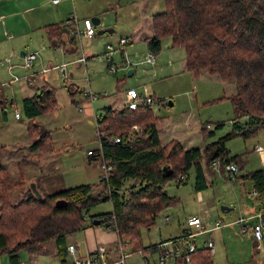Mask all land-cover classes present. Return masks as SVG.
I'll return each mask as SVG.
<instances>
[{"label":"rangeland","instance_id":"obj_1","mask_svg":"<svg viewBox=\"0 0 264 264\" xmlns=\"http://www.w3.org/2000/svg\"><path fill=\"white\" fill-rule=\"evenodd\" d=\"M162 2V0H73L72 3L71 0H66L64 13H57L58 6L53 5L51 0H12L10 8L8 4L4 9L0 7V10L5 12L4 16L10 15L9 19L8 17L6 19L9 26L5 35H10L11 39L0 36V39L5 41L0 46L2 94L8 101L14 102V105H6L4 117L0 111V145H6L9 149L5 158L9 164L12 165L28 151V148H23L26 147L23 142L32 141L33 138L27 129L28 120L22 110L20 83L11 81L12 75L23 79L37 69L39 71L44 67L49 69L50 66L62 63L67 64L69 83H63L58 72L49 69L45 77L49 81L48 88L55 91L57 107L36 119L43 129L52 132L55 162L49 173L54 177L53 189L58 185L71 187L79 184L93 185L98 182L100 159L90 160L87 156V150L99 148L95 121L105 107L122 109L126 89L145 90L154 97L151 106L159 118L156 128L161 143L176 139L186 148L201 149L231 132L235 116L230 101L227 99L213 103L212 101L235 93L233 81H222L218 76L206 72L199 75L188 72L183 50L172 48L170 37L161 40V50L155 55L154 65L140 63L150 52L144 38L152 35L151 16L164 10ZM72 16L78 18L79 27L84 18H98L100 23L95 26V36L92 39L81 38L77 43V51L70 54L65 53L63 47L50 46L43 27L51 23L65 22ZM104 29H112V32L97 34L98 30ZM121 38L130 40V43L124 45L122 52L119 50ZM42 44L44 50L40 51V58L36 60L34 68L28 70L21 68L20 51L33 52ZM108 45H112L114 49L110 62L106 53ZM81 49L87 60L85 65L78 66L73 61L80 55ZM11 52L14 56L7 62L5 59ZM125 60L131 64H125ZM9 64L14 65L11 73L8 71ZM128 70L132 72L128 74ZM85 92H90L97 98L91 102L89 96H85ZM168 101L172 102L171 106H168ZM16 113L20 118L15 117ZM239 121L242 122L243 118ZM207 124L204 134L201 127ZM256 144H264V128L247 137L235 135L225 142L226 156L236 157L238 161L235 180H232V175L225 171L214 169L208 171L203 162L207 183L205 190L196 192L193 188V169L189 171L184 183L169 181L165 189L168 195L178 198V203L163 209L153 227L140 229V243L147 249L130 255L128 253H131V249L121 243L127 253L125 264H144V257L148 258L150 264H156L157 252L148 246L158 244L160 239L179 235L190 215H202L206 229L212 227L216 221L229 226L214 232L218 245L216 254L212 256L216 262L225 263V258L232 256L234 251L240 252L241 248L250 251L253 242L257 243L253 239L246 240L235 220L248 217L250 208L255 205L248 197L252 190L251 182L242 178V175L264 168V150H254ZM41 163L42 166L36 168V171L46 170L51 166L45 159L41 160ZM31 184L33 183H30V186ZM126 184L128 186L130 183ZM99 192H103L101 186L94 187L91 193ZM199 195L201 200L198 199ZM220 206L232 209L222 212ZM110 210L109 201L99 202L88 209L85 222L90 223L92 216ZM166 216L171 220L164 223L163 218ZM98 219L100 221V218ZM99 228L105 233L115 235L113 243L108 247L116 251L119 242L117 234L102 226ZM82 235L83 231L80 230L67 235L65 239L77 240L83 246ZM209 235L211 234L201 235L195 240L202 245ZM241 245L250 247H240ZM56 248L55 242L51 240L39 245L32 252L23 249L19 252L20 263L60 264ZM84 249L85 247H80V252ZM246 258L247 256L244 257ZM253 261L264 264V259L259 260L255 257ZM0 262L9 264L8 256L0 255ZM166 264H170V261Z\"/></svg>","mask_w":264,"mask_h":264},{"label":"trees","instance_id":"obj_2","mask_svg":"<svg viewBox=\"0 0 264 264\" xmlns=\"http://www.w3.org/2000/svg\"><path fill=\"white\" fill-rule=\"evenodd\" d=\"M162 1L164 10L151 16L152 35L144 38L148 50L158 54L161 40L170 37L171 47L183 50L188 72L194 75L206 72L222 81H233L235 93L212 101H230L235 116L231 132L201 149L186 148L176 139L161 143L156 128L159 118L151 105L136 109L108 106L96 118L101 156L87 155L90 160L102 159L111 166L108 178H99L93 185L79 184L48 192L39 178L35 180L41 172L30 176L27 167L55 153L52 132L43 129L36 119L56 109L57 100L54 89L47 85L36 88L32 96L21 100L27 129L33 136L28 146L31 153L22 154L11 165L4 158L6 146L0 145V255L6 254L9 264H20L21 250L32 252L51 240L63 264L68 246L66 236L82 230L88 209L103 201L111 203L110 212L92 216L90 226L108 228L109 222L114 221L118 241L131 249L128 254L147 249L140 243V229L153 227L163 209L178 203V198L168 195L166 184L184 183L193 169V188L196 192L205 190L203 162L209 171L213 170L212 160L219 159L221 172L224 164H237L236 157L226 156L225 142L235 135L247 137L264 128V0ZM43 28L50 46L63 47L70 54L77 51V38L68 25L51 23ZM7 104L13 101L4 97L0 84L3 117ZM241 118L244 121L240 122ZM133 125L137 130L132 129ZM207 125L201 127L204 134ZM245 127L253 130L243 132ZM115 137L118 142L113 141ZM181 175L183 179H179ZM242 178L249 180L262 197L253 203L259 209L264 207V168L247 172ZM99 186L103 192L91 193ZM58 199L65 200L66 206L56 207ZM95 218H100L98 225L92 223ZM190 232L189 229L181 233L183 236ZM148 248L156 250V245ZM173 264L215 262L206 247L196 245L189 263L179 256Z\"/></svg>","mask_w":264,"mask_h":264},{"label":"built area","instance_id":"obj_3","mask_svg":"<svg viewBox=\"0 0 264 264\" xmlns=\"http://www.w3.org/2000/svg\"><path fill=\"white\" fill-rule=\"evenodd\" d=\"M59 1L60 0H51V3L56 4ZM63 23L64 25H68L72 33L75 34L76 38L78 39L77 42L80 41L81 38L92 39L95 36V26L92 23L91 19L88 18L82 19L80 22L81 24L80 27H79V20L78 18H76V16L70 17L68 20H65V22ZM7 37L10 38V36ZM126 43H128L127 38L120 39L119 50L121 52L123 51L124 45H126ZM43 49H44V45H41L38 50L29 53H24L23 55H21V63L19 64V66L26 70L34 68V64L36 60L40 58V51H42ZM107 50H108L106 52L108 55L107 60L108 62H110L112 59L111 53L112 51H114L112 45H108ZM13 56L14 54L11 52L10 55L6 57L5 60L7 62H10ZM86 60H87V56L85 55L84 51L81 49L80 55L73 62L76 63L78 66H81V65H85ZM155 60H156V56L153 53L149 52L145 55L143 60L140 61V63L141 64L147 63L149 65H154ZM124 62L127 65L131 64L128 60H125ZM13 67H14L13 64H9L8 71L10 73ZM66 67H67L66 63H62L60 65H56L52 67V69L57 70L59 77L62 79L63 83L65 84L69 83L70 80ZM47 71H49V69L44 67L39 71V73H46ZM31 75L32 74H28L23 79H20L12 75L11 81L27 80L28 84H30L33 82V77ZM85 96L86 97L89 96V100L91 102L97 98L96 95L90 94V92H85ZM124 96H125V103L123 106L127 109H136L138 106L152 105V103L154 102V98L143 90L139 91L137 89H126L124 91ZM15 117L18 119L19 114L16 113ZM132 129L137 130V126L133 125ZM252 130H253L252 127H245L242 131L249 132ZM235 132L237 133L238 129H236ZM98 141H99V148L96 150H90V149L87 150V155L94 157L101 156V141L99 138ZM113 141L118 142L119 138L115 137ZM254 150L263 151L264 144L254 145ZM211 166L215 171H220L219 159L217 158L213 159L211 162ZM99 168H100L99 178L106 180L108 178V174L110 173L109 171L111 170V166L107 162L101 159ZM224 171L232 175V180L236 179L237 166L235 163L231 162L224 164ZM183 178H184L183 175L179 176V179H183ZM248 197L252 202L259 198L262 199V197L259 196L257 190H255L254 188H252ZM198 199L201 200L200 195ZM84 218H87V215H85ZM250 218H253V222L251 223L250 227H246L245 225H243L245 218H240L235 222L240 225V232L244 234V236L249 238L250 235H252L258 243H261L264 239V235H263L264 207L261 206V209H258L256 212H254V214L251 215ZM168 221H169L168 216L163 218L164 223ZM203 222H204V218L202 215L191 216L186 221V225L191 229L190 233H188L187 235H183L182 237L176 240L165 241V242L163 241L158 243L156 245V250L158 252L156 258V264H166L167 261L174 263L176 258L179 256H183L184 261L186 263H189L190 253L194 252V250L196 249V245L193 241V238L199 233H203L205 231H212L213 229H218L223 226V224H221L219 221H216L212 227H210L208 230H205ZM109 223L110 226L106 229L109 231H113L117 234V228L115 226L114 221H110ZM191 227H194L195 229H192ZM202 247H206L211 255L214 254V241L211 236L207 237L206 240H204V244L202 245ZM66 251L67 254L66 257L64 258L63 264H125V259L127 256V253L123 250V247L120 242H118V246L116 249V253H117L116 259L112 262L107 261L108 252L107 249L102 246L97 247L92 253L87 254L85 256H80L77 253L76 247L72 244L66 247ZM0 264H5V263L0 262ZM20 264H25V263H20Z\"/></svg>","mask_w":264,"mask_h":264},{"label":"crops","instance_id":"obj_4","mask_svg":"<svg viewBox=\"0 0 264 264\" xmlns=\"http://www.w3.org/2000/svg\"><path fill=\"white\" fill-rule=\"evenodd\" d=\"M65 1L66 0H64V1L63 0H60L58 3L53 4L55 6H58V8H56V12L57 13H64V8H65V3L64 2ZM67 1H69V0H67ZM71 1L73 3V0H71ZM11 2H12V0H0V7H3V9H4L5 6H6V4H8V8H10L11 7V5H10ZM29 9H31V8H29ZM4 13H5L4 10H0V36L2 38L4 36H6L7 39H11V36L10 35H5L6 34V29L9 26V23L6 22V19H7V17L9 19V16L10 15L6 17V16H4ZM7 36H10V38H8ZM3 42H5V41L3 39H0V46L3 44ZM20 53H19V55L21 56V55H23L24 52L23 51H20ZM40 66H42V65L40 64ZM52 67H54V65L53 66H50L49 69H51V71L57 72V70L52 69ZM38 71L39 70L37 69V70H35V71L32 72V75L31 76L33 77V82L30 83V84H28L27 80L13 81V82H19L20 83V92H21V95H22V99L23 98H26V97L32 96L34 94V91H35L36 88L41 87L43 85H47V86L49 85V81L45 77V75L47 74L48 71L46 73H38ZM143 91H145V90H143ZM146 93H148V92H146ZM149 95H151V94H149ZM9 101H11V100H9ZM13 105H14V102H13ZM19 118H20V115H19ZM243 121H244V119H243ZM23 143H25V146H26V147H23V148H28V146L30 145V141H27V142L25 141ZM7 150H9V149L6 148L5 151H7ZM27 152L31 153V151L29 149H28ZM54 156H55L54 154L53 155H50V156L46 155L45 160H48V163L51 164V166H48L46 168V170H39V171H36L35 170L36 168H40L42 166L43 163H41V161H39L36 165H29L27 167L28 175L30 174V176H31V174L33 172L35 174L38 173V172H41L39 174V177H37V176L35 177V180H36V178H39L38 180L42 183V185L46 188V190L47 191L49 190L48 192H50L52 190H56V189H60V188L66 187V186L58 185L57 188H54V189L52 188V186L55 184V182H53L54 177L52 175H50L49 171H50L52 165H54V162H55V159H54L55 157ZM6 157H7V155L4 158H6ZM16 161H14V162H16ZM98 178H99V175H98ZM258 209L259 208L257 207V204L253 205V207L250 208V210H249V214L250 215L248 217H244L245 218V221L243 222V225H245L246 227H250L251 223L253 222V218H250V216L253 215L254 212H256ZM191 216H194V215H190V216H188V218H190ZM240 218H243V217H240ZM240 218H238V219H240ZM238 219H236L235 221H237ZM170 220H171V218L169 217V221ZM250 220H251V222H249ZM235 224H237L240 227V225L238 223L235 222ZM228 227L227 226H224V224H223V226L220 227V228H218V229L228 228ZM189 229L190 228H188V226L186 225V226L183 227V229L181 230V232H184L185 230H189ZM204 229L205 230H208L209 228L206 229L205 228V224H204ZM218 229H213L212 231H205L203 233L197 234L193 238V241H194L195 245L202 246L204 244V241L202 242V245H201V244H198V241L195 240L199 236L211 234L212 236L211 235H209V236H211L212 239H213V241H214V254L213 255H215L216 252H217V245L218 244H217V241L214 238V232H216ZM82 231H83L82 241H84V245L83 246H81V244L77 240H71V241L70 240H67L66 241V245H70V244L74 245L76 247L77 253L80 256H85L87 254H90L97 247L102 246V247H105L107 249V252H108L107 261L108 262H112V261H114L116 259V256L115 255L117 253H116L115 249L108 247V245L112 244L113 241H114V239H115V235L113 233H109V232L108 233H105L104 231H102L99 228V226H90V223H86L85 224V227L82 229ZM190 231H191V229H190ZM178 236H182V233L179 234V235H177V236L170 237V238L160 239L158 242L171 241V240H173L172 238H175V237H178ZM112 237H113V239H112ZM251 239H253V241H255L257 244H254V242H253L252 249H250V251L248 249H244V248H241L240 249L241 250L240 252L234 251L235 253H233L232 256H228L227 258H225V263H223V264H259V263H256L255 261H253V259L255 257L258 258L259 260L264 259V247H262V244H264V239H263V241L261 243H258L254 239V237L252 235H250V237L247 238L246 240L247 241H250ZM223 240L224 239L221 240L222 243H223ZM80 247H85V249L82 250V252H80ZM224 247H226V246L224 245ZM240 247H250V246L241 245ZM153 251L154 252H157V250H153ZM157 254H158V252H157ZM251 254H253L252 255L253 259H251ZM245 256H247L246 259H244ZM212 257L214 258V256H212ZM143 260H144L143 261L144 264L149 263L148 258H145L144 257ZM229 261H231V262H229ZM214 262H215V264H221L219 262H216L215 261V258H214ZM170 264H173V262H170Z\"/></svg>","mask_w":264,"mask_h":264},{"label":"water","instance_id":"obj_5","mask_svg":"<svg viewBox=\"0 0 264 264\" xmlns=\"http://www.w3.org/2000/svg\"><path fill=\"white\" fill-rule=\"evenodd\" d=\"M92 23L94 24V26H97L99 23H100V20L98 18H92ZM110 33L112 32V29H104V30H98L97 31V34H103V33ZM21 54V53H20ZM131 72V70H128L127 73L129 74ZM172 105V102L171 101H168V106H171ZM31 187L33 188L34 187V184H31ZM38 195V193H37ZM67 202L65 200H62V199H58L56 202H55V206L58 207V208H61V207H64L66 206ZM232 208L230 207H227V206H220V210L222 212H228L229 210H231ZM92 223L94 225H98L99 223V219L98 218H95L92 220ZM264 235V233H263Z\"/></svg>","mask_w":264,"mask_h":264},{"label":"bare ground","instance_id":"obj_6","mask_svg":"<svg viewBox=\"0 0 264 264\" xmlns=\"http://www.w3.org/2000/svg\"><path fill=\"white\" fill-rule=\"evenodd\" d=\"M182 237V236H181ZM160 243V242H159ZM157 245V244H156Z\"/></svg>","mask_w":264,"mask_h":264}]
</instances>
